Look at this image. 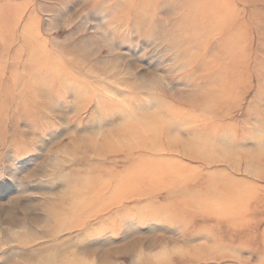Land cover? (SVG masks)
<instances>
[{
    "label": "rangeland",
    "instance_id": "1",
    "mask_svg": "<svg viewBox=\"0 0 264 264\" xmlns=\"http://www.w3.org/2000/svg\"><path fill=\"white\" fill-rule=\"evenodd\" d=\"M263 169L264 0H0V264H264Z\"/></svg>",
    "mask_w": 264,
    "mask_h": 264
},
{
    "label": "crops",
    "instance_id": "2",
    "mask_svg": "<svg viewBox=\"0 0 264 264\" xmlns=\"http://www.w3.org/2000/svg\"><path fill=\"white\" fill-rule=\"evenodd\" d=\"M193 142V141H191ZM181 152L185 153L182 149ZM262 160H257L256 164L253 163L256 167L257 163L258 165L261 164ZM218 174V179H217V183L215 184V189H221V188H225L227 189V194L228 196H226L227 200L226 202L223 201H219L220 203H222V207L221 208V212L218 211V213L216 215H212L210 217V222H214V223H220L221 226L224 225H228V226H232L234 227V233H236L237 235H241V236H248L250 237V234H242V232H239V230H236V226H242L244 227L247 223L250 224L251 220L254 218V214L253 211L254 209L257 207H263L264 208V201H262L261 199H256V195H257V190L258 189H246L245 186L247 185L246 182L242 183L240 181H236L233 180L229 177V175L227 174H223V173H217ZM259 176L264 178V169L259 171ZM188 177H182L178 180H176V182H174L173 187H176L177 182L179 183V188L180 191L184 193L185 189L188 192H194V193H199L197 190H200L201 188L198 186H190L187 185L188 182L191 180L192 175L188 174ZM221 182H229L227 186H221L220 183ZM242 186H244V188H242ZM177 188V187H176ZM175 189H173L174 191ZM186 192V193H188ZM174 196V195H173ZM175 197V196H174ZM190 194H187V196L185 198L182 199L180 202V206L173 208V209H182V207L184 205H193L195 204L198 200H189ZM176 198V197H175ZM250 199V202L248 203V200ZM247 211V213H246ZM171 216V215H170ZM181 223H189L192 219H194V217L196 216V212L194 211H181ZM174 219V216H167L166 220L173 222L171 220ZM253 230V227H251V231ZM262 236V241H264V234L261 235ZM252 237V236H251ZM251 250H253L256 255L258 256H263L264 255V243L259 245V241L255 240L253 243V246L250 247ZM185 251V252H184ZM181 255L183 258L186 259V261H200L199 259V254H196L195 252H193L192 250H181ZM190 257V258H186V257ZM184 259V260H185Z\"/></svg>",
    "mask_w": 264,
    "mask_h": 264
},
{
    "label": "bare ground",
    "instance_id": "3",
    "mask_svg": "<svg viewBox=\"0 0 264 264\" xmlns=\"http://www.w3.org/2000/svg\"><path fill=\"white\" fill-rule=\"evenodd\" d=\"M116 135H117V134H116ZM165 137H166V142H167L166 144H167V147L170 146V144H174V141L177 140V138L175 139V138H172V137H171V130L166 132V136H165ZM186 142H187V141H186ZM171 146H172V145H171ZM171 146H170V147H171ZM168 148H169V147H168ZM181 148H182V147H181ZM169 149H170V148H169ZM171 149L174 150L173 147H172ZM182 150H183V149H182ZM185 152L188 153V154H191V155H193V156H195V157H197V154H196V153H194V154H193V152H190V153H189V152L186 151V148H185ZM204 154H205V153H204ZM220 156H222V155H220ZM216 158H217V157H216ZM204 159H205V158H204ZM219 160H221V159H219ZM222 160H223V159H222ZM245 160H246V159H245ZM257 160H260V159H258V156H257L256 158H254V159H253V158H250L249 162H250V164H253V163H255V162H253V161H257ZM217 161H218V160H217ZM217 161H216V162H217ZM254 166H255V165H254ZM155 171H156V170H155ZM155 171H154V172H155ZM162 177H163V176H162ZM134 178H135V177H134ZM124 183H125V180L122 181V182L120 183V185H119L120 188H121V186H123V188L126 186V185H124ZM140 184H141V183H140ZM145 186H146V185H145ZM150 188H153V187L151 186V187H149V189H150ZM148 191H149V190H148ZM124 197H125V196H124ZM165 206H166V205H164V207H165ZM164 207H162V208H164ZM164 212H165V211H159V212H157V213H164ZM203 250H204V249H203ZM192 251H193V250H192ZM184 252H185V251H184ZM193 252H195V251H193ZM197 252H198V251H197ZM197 252H195V253H197ZM200 252H201V251H200ZM205 254H206V253H205ZM199 255H200V254H199ZM171 258H172V257H171Z\"/></svg>",
    "mask_w": 264,
    "mask_h": 264
}]
</instances>
